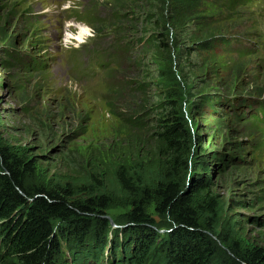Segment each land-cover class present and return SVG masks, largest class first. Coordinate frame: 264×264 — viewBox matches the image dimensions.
Returning a JSON list of instances; mask_svg holds the SVG:
<instances>
[{
  "label": "trees",
  "instance_id": "16d2710c",
  "mask_svg": "<svg viewBox=\"0 0 264 264\" xmlns=\"http://www.w3.org/2000/svg\"><path fill=\"white\" fill-rule=\"evenodd\" d=\"M251 1L106 0L111 19L100 30L106 20L99 19V12L82 11L96 34L80 48L88 64L101 73L116 67L111 79L116 70H130L134 59L133 74L141 76L132 83L136 98L125 107L130 113L115 114L127 134L115 136L125 137L121 149L86 165L67 153L64 175L50 177L25 150L0 139V264H148L152 249L162 248L165 256L157 264H211L210 240L222 236L233 260L264 264V250L244 245L231 229L227 204L215 193L224 159L192 134L174 86L175 73L188 82L207 63L192 58L213 56L218 44L238 56L251 54L242 45L244 36L225 24L236 18V8ZM214 5L222 6L228 18H211ZM106 30L114 37L101 45L98 38ZM123 89V84L113 88L115 100H126ZM218 98L204 96L198 107L214 110L223 102ZM245 124L257 132L264 125V106L252 111ZM113 210L125 211L126 234L110 231L107 213ZM161 220L167 223L166 234L159 232ZM73 240L79 245H71Z\"/></svg>",
  "mask_w": 264,
  "mask_h": 264
},
{
  "label": "rangeland",
  "instance_id": "374dc122",
  "mask_svg": "<svg viewBox=\"0 0 264 264\" xmlns=\"http://www.w3.org/2000/svg\"><path fill=\"white\" fill-rule=\"evenodd\" d=\"M105 5L106 0H0V139L34 157L48 177L64 175L67 153H74L86 165L121 149L125 137L115 136L127 134L115 114H129L125 107L136 98L132 83H138L141 76L133 74L135 60H130L134 61L130 70H116L110 79V70L116 67L101 73L80 53L96 34L86 44L75 39L81 27L89 26L88 19L80 15L84 9L99 12V19L106 20L98 30L107 25L111 13ZM220 9L224 12L218 5L211 18L227 19L229 14ZM235 11L236 18L225 24L244 36L242 45L251 54L238 56L229 46L218 44L213 56L200 53L192 58L200 65L207 63L188 82H181L175 73L174 86L181 92L183 117L192 134L224 159L215 193L227 204L231 229L244 245L264 250V125L256 132L245 124L252 111L264 106V0H252ZM197 24L201 29L204 22ZM113 37L108 30L99 35L98 42L102 45ZM103 46L109 49L108 44ZM172 64L171 71L176 72L178 63ZM187 73L184 70V79ZM120 84L125 101L115 100L112 93ZM154 90L147 91L154 96ZM204 96L218 102L219 96L224 104H216L214 110L199 108ZM125 214L123 210L107 213L111 232L127 233L121 224ZM157 224L159 232L166 234L167 223ZM210 241L211 264H241L233 260L223 236ZM162 249H152L151 264L162 261ZM108 255L103 252V258Z\"/></svg>",
  "mask_w": 264,
  "mask_h": 264
},
{
  "label": "clouds",
  "instance_id": "9594fccd",
  "mask_svg": "<svg viewBox=\"0 0 264 264\" xmlns=\"http://www.w3.org/2000/svg\"><path fill=\"white\" fill-rule=\"evenodd\" d=\"M84 33H85L84 39H80L79 37H77V39H79V44L88 43V40L93 38L95 35L94 30L87 25H84ZM65 35L67 36V35H69V33H65ZM77 47H79V45H77Z\"/></svg>",
  "mask_w": 264,
  "mask_h": 264
},
{
  "label": "bare ground",
  "instance_id": "6f19581e",
  "mask_svg": "<svg viewBox=\"0 0 264 264\" xmlns=\"http://www.w3.org/2000/svg\"><path fill=\"white\" fill-rule=\"evenodd\" d=\"M83 36H85L84 28L81 27L80 30H79V35H78V37H79V38H82ZM75 39H76L77 41L79 40V39H77V37H76Z\"/></svg>",
  "mask_w": 264,
  "mask_h": 264
}]
</instances>
